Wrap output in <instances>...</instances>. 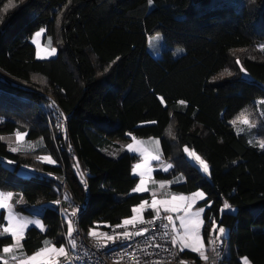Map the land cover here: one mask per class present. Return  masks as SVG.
Masks as SVG:
<instances>
[{
	"label": "trees",
	"instance_id": "1",
	"mask_svg": "<svg viewBox=\"0 0 264 264\" xmlns=\"http://www.w3.org/2000/svg\"><path fill=\"white\" fill-rule=\"evenodd\" d=\"M13 3L5 11L8 0H0V137L19 131L41 148L12 152L0 139V157L15 164L10 170L0 162V191L14 194V202L22 197L28 208L62 200L57 208L42 210L46 231L29 229L23 250L38 251L46 239L66 244L61 210L72 216L70 207L85 201L84 185L89 199L79 225L89 240L98 239L90 232L122 224L133 207L149 199L132 193L138 158L103 152L111 140L129 133L160 139L164 159L179 168L175 148L201 155L210 181L188 167L185 182L174 189L206 193L200 204L206 209V241L209 221L229 231V256L221 245L219 264H244L245 258L264 264V148L233 125L248 115L261 118L256 110L264 102V52L258 49L264 45V0ZM40 28L59 43L57 58L37 60L31 39ZM156 34L167 48L160 59L147 49ZM176 48L184 55L176 57ZM57 115L67 117L63 135L55 130ZM41 155L56 164L42 163ZM22 166L37 175L20 178ZM225 202L235 213L223 211ZM28 208L17 207L27 213ZM12 244V237H0V252Z\"/></svg>",
	"mask_w": 264,
	"mask_h": 264
},
{
	"label": "rangeland",
	"instance_id": "2",
	"mask_svg": "<svg viewBox=\"0 0 264 264\" xmlns=\"http://www.w3.org/2000/svg\"><path fill=\"white\" fill-rule=\"evenodd\" d=\"M34 39L36 40V44H34L32 42ZM31 43L36 48L37 60L44 61V60L55 59V58H57V56L59 54V50H60L59 43L56 40H54L52 37H46V29L41 34V37H39V38H37V37H35V35H33L32 39H31ZM37 45H39V47H37ZM52 48H56L57 51L54 55H49ZM147 49H148L149 54L151 56H153L155 59L162 58L163 53L167 49L163 35L162 34H156L152 37H149ZM258 49L262 50L264 52V45L258 46ZM37 52L40 53L39 57L37 56ZM184 53L185 52L182 49H178V48L174 49V55L176 57H180V56L184 55ZM263 104H264V102H262V101L258 102V108H257L258 110H256L257 114L260 115V116L258 115L259 117L258 116L257 117L258 118L261 117L260 121L254 119V118H252V116L248 115L246 117L239 118L233 124L238 133L247 135L249 137L250 143L252 145H255L258 147H260L261 143H264V111L261 108V105H263ZM47 111H51V113L54 114V111H52V108H50V107L47 108ZM53 114H51L50 116H52ZM244 118H247V120H248L247 124H245L243 122ZM55 121H56L55 130H56L57 134L58 135L65 134L66 125L64 123V117L57 115ZM261 132H262V134H261ZM262 136H263V140L261 139ZM133 137H135V136L128 133V134H125L124 136H122L121 138L111 140V142H112L111 145L106 147L105 149H103V152L111 158H118L121 155L128 153L130 155L136 156L138 158L136 163H140L141 157H140L139 153H133V152H129L127 150V145L129 143H133ZM167 137L170 139H173V138H171L172 133L169 132L167 134ZM135 138L137 141L143 142L142 146L148 152L153 153V154H158L160 156V159L159 160H151L149 162L150 167L152 168V172L150 174L146 173V175L144 177L147 191H145L143 193L132 192L133 194H138V195H146V194L149 195V199L145 200V201H147V204L145 205L144 210H142V212L139 214L133 213V215H137V217H138L137 221H135L134 224L142 221L147 216H150V215L151 216L152 215L157 216L155 210L150 207L153 198H155L157 200H169V201H171V198L173 195H177V196L178 195H185V196L191 195V194L178 192L174 189L175 186H178V185L185 182L186 170L188 167L189 168L190 167L197 168L201 172V174L203 175L204 180L210 181V171H209V173H204L203 170L199 167L198 162L195 161L194 157L188 156V154L184 151L185 147L184 148H179V147L175 148V158H177V159L180 158V162L183 165L181 168H179L180 166L177 163H173V159H171V160L164 159L160 139L154 138V137L144 138V139H140L137 137H135ZM2 139H3L4 143H6L8 145L9 149L17 148L18 150L16 152H20V151L34 152V151L40 150V148H41V144H38V142L36 143V142L27 141L25 139V137L23 140H21L19 143H17L16 134L15 135H5V136H3ZM187 148L190 152H195V154L199 155L193 149H191L189 147H187ZM44 156H49V155H41L40 156V161L42 163H45L48 165H55L56 164V163L51 164V163H47V162L43 161L42 157H44ZM199 156L203 159V157L201 155H199ZM52 159H53V157H52ZM203 160H205V159H203ZM0 162L4 166L9 168L10 170H12L15 166V164L13 162H10V161L3 159L1 157H0ZM206 163H207V161H206ZM135 164H134V166H135ZM169 164L172 165V167L169 168L168 171H164L163 170L164 167H166ZM209 169H210V167H209ZM158 174H164L166 177L160 178V177H158ZM18 175L20 178L26 179V178L36 176L37 171L33 167H30V166H22L19 170ZM133 176L137 179V184H138L139 179H140L139 175L133 174ZM162 183L164 185L163 187H161ZM199 191H202V190H199ZM0 193H3L5 197H7L9 194L8 192H2V191H0ZM65 199H67L66 196H65ZM204 200L205 199L198 200L193 205L192 209H190V211L194 212V211L198 210L200 207H202V206H200V204ZM61 201L62 200H60L58 204L55 202H51V203L45 204L43 206H35V207H31V208L29 207L28 208L25 200L22 197L19 200H17L16 202H14V194L11 193V198L5 200V203H7L9 205V207L6 209H0V220H1L2 214L4 215V224L2 226H0V233H3V227L7 226V220H8L9 216H14L16 218V220L20 221V222H23L26 220L27 221L40 220V225L28 224L27 227L21 233L19 244L15 245L14 247H13V245L15 244V240L10 235V233H3L2 235H0V237L9 236V237H12V239H13V244L10 246H6V247H11L12 250L8 253H5L2 250V253L0 254V264H8L7 261L10 259L17 260V262H16L17 264H53V262H54V264H59L60 260L69 258V255L71 254V249H72V241H73L72 240V234H73V232L71 234V237H69L68 231L66 234V240H67L66 244L63 245L66 248V254L63 256H59L54 252L45 250V249H51L53 246H55L57 249L59 248V246L53 244L51 242V240H49V239H46V241L44 242V247L38 251H35L33 253L28 254L23 250V240H24L26 233L29 229L36 228V229L42 231L43 233L46 231V226L40 217L42 210L46 207L57 208L58 206H60ZM173 203H177V202H173ZM17 207H20L22 209L28 208L29 209L28 213L26 211L17 209ZM158 207L160 208L159 216L165 217L166 220H167L168 216L173 217L171 222H169L168 220H167V222L169 223L172 230L175 229V231L173 230L174 236L177 237V244L175 246L178 248V250L181 252V254H187L188 252H190V253L200 255L201 251L204 253V256L208 254V251H209L208 241H206L205 236H204V229L206 227V223L204 220L205 212L201 214V219L204 221L201 228L198 229L194 235L189 236V237H185V233H184L183 229L180 227V220H179V217L184 215L183 210L181 209V210H178L177 212H166V211H164L162 206H158ZM169 207H171V204L169 205ZM223 211L229 212V213H235V209L231 208V207L229 209H226ZM70 212L73 214L74 211L71 210ZM61 214H62V218L64 219L65 223L67 224V227H69V224H71V227L73 228V231H74V226L72 224L71 217L68 215L67 211L61 210ZM131 217H127L125 219H130ZM99 227L100 228H98L97 231L93 230L96 234L92 235V236L103 240L105 237L104 233L102 232L103 226L101 225ZM225 230H226V232L224 234H220L219 233V227H217L215 229V232H213L212 226H211L208 240L216 237L219 240L220 244L224 247L225 258H228L229 251H228L227 239L229 236V231L227 229H225ZM182 237H184L186 239V242L188 244L199 247L200 251H193L191 247H186L181 251V245L179 243V240ZM197 237H199L198 240H197ZM37 252H42V255L38 256L36 258V260H31L30 257H32Z\"/></svg>",
	"mask_w": 264,
	"mask_h": 264
},
{
	"label": "built area",
	"instance_id": "3",
	"mask_svg": "<svg viewBox=\"0 0 264 264\" xmlns=\"http://www.w3.org/2000/svg\"><path fill=\"white\" fill-rule=\"evenodd\" d=\"M66 122L67 117L64 118L65 125ZM84 190L85 201L79 206L70 207L74 211L71 221L74 226L72 240L75 241V247H72L69 258L60 260L59 264H219L221 262L222 247L216 237L208 240L209 251L205 255L206 260L199 256L195 258L181 254L171 243L174 232L163 216H153L133 225L109 226L102 229L105 236L103 240L87 239L79 225L80 216L86 210L89 199L87 185H84ZM164 225H167V229ZM144 229L147 231H142ZM125 231L129 232L130 239L118 235ZM107 236H112L115 242L107 240ZM9 264L15 263L9 261Z\"/></svg>",
	"mask_w": 264,
	"mask_h": 264
},
{
	"label": "snow or ice",
	"instance_id": "4",
	"mask_svg": "<svg viewBox=\"0 0 264 264\" xmlns=\"http://www.w3.org/2000/svg\"><path fill=\"white\" fill-rule=\"evenodd\" d=\"M15 7L13 0H8V4L5 6V11H7L10 8ZM45 31L44 28H40L38 31L35 32V37L39 38L41 37V34ZM34 44H36V40L34 39L32 41ZM37 47H39V45H37ZM57 49L56 48H52L49 55H54L56 53ZM37 56H40V53L37 52ZM237 63L239 64V60H237ZM242 71L243 68L241 69ZM162 102H163V98H161ZM180 104H185L186 102L181 100L179 101ZM243 122L245 124L248 123L247 118H244ZM234 123V122H233ZM26 133L25 134H21L19 131L16 132V141L17 143H19L21 140L24 139ZM0 139H2V137H0ZM143 142L141 141H137L135 137H133V143H129L127 145V150L129 152H133V153H139L140 157H141V162L140 163H136L135 166L132 168V173L133 174H138L140 179L138 184L136 185V187L132 190L135 193H143L145 191H147L146 188V184H145V175L150 174L152 172V168L150 167V161L151 160H159L160 156L158 154H153L148 152L143 146H142ZM261 148H264V143L260 144ZM12 152H16L18 149L17 148H11L10 149ZM184 151L188 154V156L190 157H194L195 161L198 162L199 167L203 170L204 173H209L210 169H209V165L206 163L205 160H203L199 155L195 154V152H190L188 150L187 147H185ZM42 160L47 162V163H51V164H55L56 161L52 159V157L49 156H44L42 157ZM172 165H167L166 167H164V171H168L169 168H171ZM163 183L161 184V187H163ZM11 198V193L8 194L7 197L4 196L3 193H0V209H6L9 207V205L7 203H5L6 199H10ZM201 199H206V193L203 191H195L193 193H191V195L189 196H185V195H173L171 198V201L169 200H157L155 198H153L152 203L150 205V207L152 209L155 210L156 215L159 216V212H160V208L158 206H162L164 211L166 212H177L178 210H183L184 215L179 217L180 220V227L183 229L184 233H185V237H189L194 235L198 229L201 228V226L203 225L204 221L201 219V214L204 213L206 211V209L204 207H200L198 210L192 212L190 211V209H192L193 205ZM173 202H177V203H173ZM55 203H59V201H56ZM147 204V201H143L140 203V205L138 207H133L132 208V213L134 214H139L142 212V210H144L145 205ZM171 204V207H169V205ZM211 206V202L209 201L208 207ZM230 205L225 202L223 204V210L229 209ZM137 215H133L130 219H124L122 221V225H133L135 221H137ZM173 219L172 216H168L167 220L169 222H171ZM15 221V222H14ZM209 223L212 225V231L215 232V229L217 227H219V233L220 234H224L226 232L225 228L222 226H219L214 220L209 221ZM28 224H35V225H40V220H32V221H17L16 218L14 216H9L8 220H7V226L3 227V233H10V235L14 238L15 240V244L13 245V247L15 245H18L20 242V237H21V233L23 232V230L27 227ZM121 225H117L116 227H120ZM165 229H167V225H164ZM175 231V229H173ZM144 232L147 231V229L142 230ZM73 232V228L71 227V224H69L68 227V235L69 237H71V234ZM3 233H0V235H2ZM90 235H95L96 233L90 232ZM107 235V234H105ZM123 236V238L125 239H130V234L129 232L125 231L121 234H118ZM136 235H141V233H136ZM199 239V237H197V240ZM107 240L109 241H114V238L112 236H107ZM171 243L173 246H175L177 244V237L173 236L171 239ZM179 243L181 245V251L186 248V247H191L193 251H200L199 247L190 245L186 242V239L184 237L180 238ZM72 247H75V241H72ZM12 250L11 247H4L3 251L5 253H8ZM47 251H51L56 253L59 256H63L66 254V248L61 245L58 249L53 246L51 249H45ZM42 255V252H37L35 253L32 257H30L31 260H36V258L38 256ZM200 255L203 257L204 253L201 251ZM54 264V262H53ZM244 264H249V261L247 260V258H245L244 260Z\"/></svg>",
	"mask_w": 264,
	"mask_h": 264
},
{
	"label": "crops",
	"instance_id": "5",
	"mask_svg": "<svg viewBox=\"0 0 264 264\" xmlns=\"http://www.w3.org/2000/svg\"><path fill=\"white\" fill-rule=\"evenodd\" d=\"M20 198H21V197H19L17 200H19ZM153 216H155V215H152V216H151V215H150V216H147L145 219H147V218H150V217H153ZM143 220H144V219H143ZM1 253H2V252H0V254H1ZM198 256H199V257H201V258H202V259H204V260H206V259H207V256H203V257H202V256H201V255H199V254H198ZM9 261H13L15 264H17V263H16V262H17V260L10 259V260H8V261H7V263H8V264H9Z\"/></svg>",
	"mask_w": 264,
	"mask_h": 264
}]
</instances>
